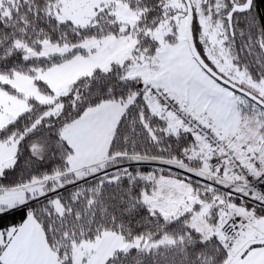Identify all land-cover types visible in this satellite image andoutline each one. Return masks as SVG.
Listing matches in <instances>:
<instances>
[{
  "label": "snow or ice",
  "instance_id": "1",
  "mask_svg": "<svg viewBox=\"0 0 264 264\" xmlns=\"http://www.w3.org/2000/svg\"><path fill=\"white\" fill-rule=\"evenodd\" d=\"M261 0H0V264H264Z\"/></svg>",
  "mask_w": 264,
  "mask_h": 264
},
{
  "label": "trees",
  "instance_id": "2",
  "mask_svg": "<svg viewBox=\"0 0 264 264\" xmlns=\"http://www.w3.org/2000/svg\"><path fill=\"white\" fill-rule=\"evenodd\" d=\"M262 5H264V0H261ZM21 219V214L20 213H14L11 215H6L0 217V225H7L13 222H19Z\"/></svg>",
  "mask_w": 264,
  "mask_h": 264
},
{
  "label": "built area",
  "instance_id": "3",
  "mask_svg": "<svg viewBox=\"0 0 264 264\" xmlns=\"http://www.w3.org/2000/svg\"><path fill=\"white\" fill-rule=\"evenodd\" d=\"M258 188H260L261 190H264V185H257Z\"/></svg>",
  "mask_w": 264,
  "mask_h": 264
}]
</instances>
